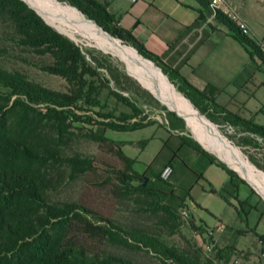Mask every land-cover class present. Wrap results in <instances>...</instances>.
Masks as SVG:
<instances>
[{"label": "trees", "instance_id": "obj_1", "mask_svg": "<svg viewBox=\"0 0 264 264\" xmlns=\"http://www.w3.org/2000/svg\"><path fill=\"white\" fill-rule=\"evenodd\" d=\"M64 1L110 37L151 61L170 82L176 81L178 92L199 113H206L200 107L207 102L221 114L223 122L264 141V125H255L215 104L207 95L214 89L197 91L191 87L137 42L129 30L121 28L106 11L107 3ZM194 1L205 13L214 15L213 19L247 51L251 61L255 56L264 64V54L256 41L221 12L210 10L205 1ZM0 35L4 36L0 39V56L6 53L5 42L11 43L8 50L18 53L20 47L34 49L39 57L51 59L42 70L59 76L69 86L68 93H57L0 66V264H213L221 257L222 251L211 245V240L206 245L214 254L213 260L204 258L202 247L181 234L180 211L187 209L184 201L188 194L170 191L159 173L144 187L138 185L142 178L127 174L132 161L112 151L103 133L135 130L134 125L122 124L123 118L121 124L105 121L112 119L109 114L98 121L88 117L81 120L71 113L75 102L97 106L94 97L98 88L92 82L101 84L103 80L79 48L20 0H0ZM35 106L43 107L36 110ZM206 119L214 123L212 116ZM73 122L94 127V131L75 127ZM176 140L178 150H190L207 166L225 174L226 181L218 189L209 187V194L226 205L230 199L241 210L249 206L247 201L235 199L239 186L247 187L236 172L187 136ZM93 147L98 152L104 150V159L94 154ZM173 160L184 166L174 151L166 164ZM85 192L93 199L85 198ZM188 226L196 231L191 219ZM171 239L174 241L166 243Z\"/></svg>", "mask_w": 264, "mask_h": 264}, {"label": "rangeland", "instance_id": "obj_2", "mask_svg": "<svg viewBox=\"0 0 264 264\" xmlns=\"http://www.w3.org/2000/svg\"><path fill=\"white\" fill-rule=\"evenodd\" d=\"M46 1L57 7L75 10L78 15L84 18L64 0ZM95 1L100 4L109 2V0ZM225 1L227 8L235 12L239 19L246 24L248 28L247 36L258 43L262 42L264 44V0ZM25 2L42 15L44 19L34 10L47 26L77 46L84 59L103 79L101 84L96 81L92 82V86L98 88V95L94 97L97 106H91V102H75L71 106V113L75 117H80L81 120H85L88 117L98 121L101 120L100 117L109 114L112 119L105 121L119 122L121 124L123 118L122 124L126 126L134 125L135 130L119 133L105 130L103 133L108 139L112 151L132 161L131 168L127 170V174L138 180L145 177L147 184L153 182V176L159 173V177L169 185L170 191H173L177 195L182 193L188 194L184 201L187 209L180 211V220L183 224L181 234L201 246L203 257L210 260L214 259V254L206 244L209 240L216 239V245L214 246L222 251V258L220 263L214 261L213 264H235V261L238 264H264V257H260V254L264 252L263 233L258 235L256 234L257 231L253 229V242L245 251L240 253L233 248V241L244 236L247 231V222L244 221V218L255 208L248 204L249 206H242L241 210L236 202L229 199L226 205L217 196L209 194V187L218 189L226 181L225 174L214 166H207L204 160L193 154L190 150L185 148L178 150L179 144L176 138L185 135L227 169L233 173H235L234 170L238 172L221 154L215 151V148L205 135L196 131L181 112L169 105L155 76L161 74L164 77L163 81L170 85L177 94L182 96L177 89L179 88L178 83L174 80L170 82L151 61L138 55L132 47L122 44L119 40L110 37L105 32V34L102 33V30L100 31L101 35L95 39L86 38L79 34L76 36L39 12L28 0H25ZM205 15L208 16V13H205ZM84 19L87 20L86 18ZM89 22L94 24L92 21ZM0 39L3 40L4 36L0 35ZM4 45L7 49L5 50L6 53L0 56V66L2 69L7 72L13 71L18 73L24 79L38 84L45 89L57 93H68L69 86L65 80L42 70L41 67L51 62L50 58L46 56L39 57L34 49L27 47H20L22 49H20V53L8 50L11 47L10 42H5ZM260 48L264 54V48ZM126 53H131V57L126 56ZM137 59L151 63L155 75L146 70L145 67L141 68L135 65V62L138 61ZM251 68L253 69V77L250 78L249 84L258 88L257 97H264V90H261L264 89V64L257 57L252 56ZM251 86H248L249 90L253 89ZM107 88L123 98L126 104L119 102L110 94ZM201 105L205 106L200 107L206 112L204 114L199 113L190 104L195 111L197 119L199 118L198 120L203 126L214 134L216 138L238 152L246 161L250 174L259 179V181L264 182V141L258 137L243 133V129L240 127H231L223 122L221 114L215 111L207 102H203ZM42 107L35 106V109L39 110ZM228 110L230 112L235 111L231 104ZM170 114H173L175 118L170 116ZM207 115L213 117L214 123L206 119ZM200 116L204 117L212 126ZM68 121L69 119L66 123ZM70 121L72 122L71 119ZM71 125L79 128L85 127L86 129H91L90 131H94V127L90 128L82 123L73 122ZM92 149L95 155L103 158L101 155L104 154V150L98 152L95 147ZM172 151L183 161L184 166L178 160H173L169 165L166 164ZM153 160L155 161L153 162ZM164 169H169L170 173L168 176H163ZM239 175L241 176L240 173ZM236 176L241 179L237 174ZM242 181L245 183L244 180ZM246 188L249 191L248 196H255L259 199L257 206L260 207V217L262 218L259 221L264 223V196L258 191L259 194L254 189L255 187L252 189V187L247 185ZM242 193L243 190L240 194ZM84 196L85 198L88 197L87 199H93L87 192L84 193ZM236 196L237 194H235V199L237 200ZM192 200L198 204L199 208H193ZM188 207L189 209L192 208L190 212ZM183 212L186 213V216L182 215ZM190 219L193 222V227L196 228L195 232L188 226ZM217 219L224 226H218ZM237 221L240 223L238 227L235 226ZM173 241L172 239L167 240L166 243L170 244Z\"/></svg>", "mask_w": 264, "mask_h": 264}, {"label": "crops", "instance_id": "obj_3", "mask_svg": "<svg viewBox=\"0 0 264 264\" xmlns=\"http://www.w3.org/2000/svg\"><path fill=\"white\" fill-rule=\"evenodd\" d=\"M106 11L148 52L160 57L195 90L214 89L207 95L215 104L228 112L231 104L235 111L230 113L255 125H264V97H257L258 88L249 84L253 69L247 51L209 14L205 15L194 0H139L134 4L109 0ZM257 44L264 48L262 42ZM248 86L253 89L249 90ZM236 194L238 201L246 200L255 208L244 218L246 233L233 241L234 250L241 253L253 242V229L258 235L264 234V223L259 221L262 219L257 206L259 199L248 196L245 186H239ZM192 202L199 208L196 202ZM188 210L190 212L192 208L188 207ZM217 224L224 226L219 219ZM235 226L240 223L237 221ZM216 241L212 239L210 244L216 245ZM261 256L264 257V252ZM221 258L222 253L214 261L220 263Z\"/></svg>", "mask_w": 264, "mask_h": 264}, {"label": "bare ground", "instance_id": "obj_4", "mask_svg": "<svg viewBox=\"0 0 264 264\" xmlns=\"http://www.w3.org/2000/svg\"><path fill=\"white\" fill-rule=\"evenodd\" d=\"M28 1L39 12L43 13V15H46L49 19L53 20L54 22H56L57 24H59L63 28H66L67 30L71 31V33L76 35V36L79 34V35H82L86 38H94L95 39L101 35L100 30L94 24H92L91 22L82 18L80 15H78V13L75 12V10L74 11L69 10L66 7L65 8L57 7V6L51 4L50 2H48L46 0H28ZM38 14L42 17V15L40 13H38ZM126 56L131 57V53H126ZM137 60L138 61L135 62V65H137L141 68L145 67L146 70L150 71L153 75H155L151 63H148V62H145V61L139 60V59H137ZM155 77H156V79H158L157 81H158V83H159V85L163 91V95L166 98L169 105L173 109L181 112L196 131L205 135V137L208 139V141L215 148V151L218 152L219 154H221L223 156V158L232 167H234V169L238 170V172L241 174V176H243L247 181H249L264 196V182L259 181V179H256L255 177H253L250 174V172L247 169V163L241 157V155L238 152H236L235 150H233L232 148H230L223 141L216 138V136L214 134H212L205 126H203V124L198 120L199 118L197 119L195 111L190 106L188 101L186 99H184L182 96H180L179 94H177L172 89V87L170 85L166 84L163 81L164 77H162L161 74H158ZM230 169L232 170V168H230ZM234 172L239 174L235 170H234Z\"/></svg>", "mask_w": 264, "mask_h": 264}, {"label": "built area", "instance_id": "obj_5", "mask_svg": "<svg viewBox=\"0 0 264 264\" xmlns=\"http://www.w3.org/2000/svg\"><path fill=\"white\" fill-rule=\"evenodd\" d=\"M129 4H134L136 2H138L139 0H124ZM208 4V7L210 10L212 11H219L221 12L223 15H225L227 18H229V20L231 22H234L236 27L243 33V34H247V28L245 26V24L243 23V21H241L239 19V17L237 16V14L233 11H231L229 8H227V4L225 0H203ZM213 14L211 15V17L213 18ZM170 173L169 169H164L163 171V176H168ZM183 216H186V213L183 212L182 213ZM208 250V248H207Z\"/></svg>", "mask_w": 264, "mask_h": 264}, {"label": "water", "instance_id": "obj_6", "mask_svg": "<svg viewBox=\"0 0 264 264\" xmlns=\"http://www.w3.org/2000/svg\"><path fill=\"white\" fill-rule=\"evenodd\" d=\"M20 1H22L23 3H25L26 4V2L24 1V0H20ZM31 10H33L34 11V9L32 8V7H30L28 4H26ZM263 6H264V2H263ZM35 12V11H34ZM94 23V22H93ZM94 25L101 31V29L94 23ZM102 33H104L103 31H101ZM201 117V116H200ZM202 119H204L209 125H211L212 126V124L211 123H209L204 117H201ZM242 179V178H241ZM243 180V179H242ZM245 181V180H244ZM245 183L248 185V186H250V184L247 182V181H245ZM145 184H146V178L145 177H143L142 179H141V181H140V183L138 184L140 187H144L145 186ZM250 187H252V186H250ZM252 189H253V187H252Z\"/></svg>", "mask_w": 264, "mask_h": 264}]
</instances>
